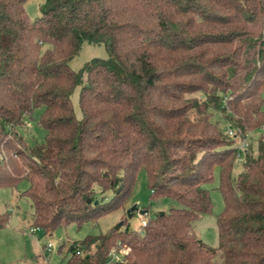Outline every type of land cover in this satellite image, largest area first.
I'll return each mask as SVG.
<instances>
[{
	"label": "trees",
	"instance_id": "trees-1",
	"mask_svg": "<svg viewBox=\"0 0 264 264\" xmlns=\"http://www.w3.org/2000/svg\"><path fill=\"white\" fill-rule=\"evenodd\" d=\"M24 1L0 0V186L26 180L44 233L122 207L139 168L149 198L171 200L142 209L138 228L122 215L71 241L65 264H101L117 246L125 264H264V0H44L33 20ZM84 42L106 57L73 70ZM37 107L43 141L26 146L15 129ZM214 112L254 136L243 151ZM214 167L212 247L193 222L210 210Z\"/></svg>",
	"mask_w": 264,
	"mask_h": 264
},
{
	"label": "rangeland",
	"instance_id": "rangeland-1",
	"mask_svg": "<svg viewBox=\"0 0 264 264\" xmlns=\"http://www.w3.org/2000/svg\"><path fill=\"white\" fill-rule=\"evenodd\" d=\"M44 0H25L23 8L29 20H33L41 14ZM106 53L101 44L82 43L76 55L69 59L68 65L73 70H79L92 58H105ZM78 87L76 86L69 95L70 104L75 118H80V110L77 103ZM262 109L264 110V91L261 93ZM42 107L32 109L29 116L23 117V123L16 126V132L22 137L26 146H33L43 141L44 129L39 125L38 119ZM212 120H217L221 127L224 124L221 115L214 112ZM254 132V131H252ZM249 140L254 137L246 132L243 138ZM239 134L235 136L237 138ZM4 156V154H3ZM236 170V168L234 169ZM27 182L21 178L16 185L0 186V211L8 215L5 224L0 227V264H65L69 252L67 246L71 241L81 238L86 233H98L114 227H123L120 221L125 215L129 228L139 227V210L146 209L147 213L166 209L171 200L166 197L157 199L149 198L145 171L139 168L134 176L129 194L122 207L99 216L96 220H88L77 225L74 222L59 226L53 231L44 233L41 228L31 223L30 213L32 204L29 197L22 191ZM218 185L217 168H213L212 178L203 184L208 190L211 206L206 213L199 215L193 222V231L202 242L209 246L217 245V228L215 216L222 208V198ZM32 231H29V228ZM51 242L47 250L46 244ZM125 247V246H124ZM58 249H60L58 251Z\"/></svg>",
	"mask_w": 264,
	"mask_h": 264
},
{
	"label": "built area",
	"instance_id": "built-area-1",
	"mask_svg": "<svg viewBox=\"0 0 264 264\" xmlns=\"http://www.w3.org/2000/svg\"><path fill=\"white\" fill-rule=\"evenodd\" d=\"M226 132L231 137H235L238 135L229 126L226 127ZM258 133L261 134L262 137L264 138V125L259 126ZM247 144H248V139H247V134H246V138L241 139L237 147L240 151H243L247 147ZM146 214L147 213H145L144 211L138 212L140 225L145 224ZM35 227L37 228V226H35ZM29 231H32L31 227L29 228ZM49 246H51V242H48L46 244L47 250L49 249ZM126 251H127V248L124 246L111 247L107 251L106 257L104 258V260L102 261L101 264H125L124 255H125ZM43 264H46V263H43Z\"/></svg>",
	"mask_w": 264,
	"mask_h": 264
},
{
	"label": "water",
	"instance_id": "water-1",
	"mask_svg": "<svg viewBox=\"0 0 264 264\" xmlns=\"http://www.w3.org/2000/svg\"><path fill=\"white\" fill-rule=\"evenodd\" d=\"M96 200L94 199V202H95ZM140 212H142L143 210H139ZM160 213H161V211H159ZM119 224H115L114 225V228H117V226H118Z\"/></svg>",
	"mask_w": 264,
	"mask_h": 264
}]
</instances>
